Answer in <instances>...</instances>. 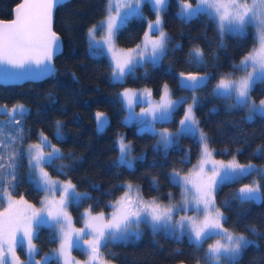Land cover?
<instances>
[{
	"label": "snow or ice",
	"instance_id": "snow-or-ice-1",
	"mask_svg": "<svg viewBox=\"0 0 264 264\" xmlns=\"http://www.w3.org/2000/svg\"><path fill=\"white\" fill-rule=\"evenodd\" d=\"M68 2L69 0H22L14 9L12 20H0V78L6 81L39 79L54 74L53 60L62 51V40L53 31V13ZM176 2L177 16L182 22H190L200 15L209 17L216 25L221 48L224 47L226 34L244 37L249 26L256 29L255 40L258 46L243 55L239 63L233 65L231 72L219 77L211 96L230 101L229 112L246 110L242 123L252 122L257 115L264 117V99L257 103L251 95L254 86L258 82H264V0H196L195 4L191 0ZM145 5L154 13V20L144 16ZM169 6L170 0H106L103 18L88 29V47L92 55H104L105 52L109 54L110 79L113 83L123 85L129 78L136 77L139 68L148 64L153 67L161 64L171 40L163 26V14ZM134 17L146 24L143 38L134 48L118 51L115 47L116 34ZM67 26L70 31V21ZM101 30L103 35L98 40L96 37ZM175 47L181 48L180 45ZM188 63L198 69L206 67L204 52L199 46H194L188 53ZM236 71L246 72V75L233 78ZM144 75L147 76V73ZM72 76L74 80L78 79L75 73ZM212 78L211 74H200L199 71H181L176 76L181 88L193 92L206 86ZM49 99L53 100L51 93ZM117 101L128 113L124 117V124L136 123L139 135L150 133L156 138V144L153 145L155 151L163 150L167 154L170 148L178 145L182 136L197 139L200 155L188 173L182 175L181 171L173 169L167 174L169 182L181 188L179 202H172V193L168 194L167 204L160 202L157 197L146 200L137 186L127 183L124 185L123 195L110 204L112 211L109 215L106 216L103 211L93 215L92 207L89 206L83 214L84 227L74 228L67 211L69 205L79 204L90 197L87 193L77 191L70 179H53L45 170L54 166L56 160L72 159V153H68L66 157L43 130L38 132L36 142L25 148L24 141L30 138L26 120L31 109L22 102H16L11 107L7 103H0V116L8 118L0 121V207H3L5 201L7 203V207L0 211V264H50L53 259L57 264L61 260L63 264H79L78 261L73 262L70 256L73 248L87 253L85 264H108L102 249L110 244H127L140 240L141 225L149 227L153 236L163 233L177 242L187 237L194 249V256L207 240L218 237L214 244L208 245L205 253L206 259L214 264H238L249 247L259 250L260 245L256 239H250L249 235L224 226L228 218L216 206L215 193L227 181L256 175L259 179L243 184L231 194V198L241 205L260 204L264 202V169L257 168L251 162L241 164L235 156L227 163L213 159L211 137L201 127L195 114L196 108L202 106L200 99L192 96V102L187 105L175 132L157 127L158 123L163 125L171 120L177 106L186 103L184 98L171 99L167 83L161 87L159 102H153L150 88H124ZM137 105H142L139 113L134 111ZM94 118L97 132H102L110 124L105 112L96 111ZM54 127L53 139L57 142L65 141L67 137L62 131L64 122L57 119ZM234 139L247 143L242 129ZM114 147L118 156L111 163L116 168L123 166L131 170L135 160L144 159L143 155L132 156V144L123 135L117 136ZM253 155L264 157V145L258 146ZM25 159L28 166L27 182L38 193H43L39 208L30 204L23 195L18 200L14 198L18 195L16 190L19 185L25 180L20 175ZM179 162L191 163L189 154L184 153ZM72 170L71 165H61L57 169L60 174H67ZM156 184L157 181L153 180V187ZM92 187L98 188L95 184ZM229 205L230 201L225 200L221 207ZM189 212L194 215H189ZM180 213L183 215H179ZM45 226L54 233L53 242L58 237L59 248L54 253H45L36 259L39 249L34 241L39 238L40 228ZM245 232L264 238V233L259 232L255 226H246ZM81 241L84 242L83 246ZM18 248L26 250V260L21 261L17 255ZM173 254L183 255L180 249H176ZM262 260L264 257L254 264H261Z\"/></svg>",
	"mask_w": 264,
	"mask_h": 264
},
{
	"label": "trees",
	"instance_id": "trees-1",
	"mask_svg": "<svg viewBox=\"0 0 264 264\" xmlns=\"http://www.w3.org/2000/svg\"><path fill=\"white\" fill-rule=\"evenodd\" d=\"M19 0H0V19L11 17L12 7ZM106 0H69L67 4L54 10L53 29L60 35L62 51L54 57V74L39 80H26L21 83L1 84L0 103L8 106L22 102L31 109L26 120L30 129L29 139L37 140V134L43 130L52 139V142L61 149L67 157L72 153V159L56 160L54 166L47 167L46 171L60 179H70L77 190L87 193L90 199L79 204H70L69 211L76 224L81 223L80 211L92 207L93 211H109L110 204L123 191L124 183L138 184L145 196H156L166 199L171 192L178 195V186L167 179L172 168H185L190 163H180L184 153L189 154L193 162L199 153L197 139L181 137L177 146L167 151H155V137L150 133L138 134L135 123L124 124L125 108H122L117 97L124 87H148L152 94L158 95L161 86L167 83L172 95L189 93L190 90L179 86L176 76L181 72H205L212 75L206 86L197 90L201 105L196 108L195 114L201 127L211 137V147L215 156L227 158L235 155L241 164L249 162L259 169H264V157L253 155L258 146L264 145V117L257 115L252 122L242 123L246 115L245 110L228 111L227 101L215 99L211 96L213 85L219 77L233 68V64L256 43L251 27H248L244 37L226 34L224 47H219L220 39L216 25L207 15H200L190 22H182L177 16V2L170 0L167 12L163 14V26L171 38L168 43L167 55L159 66L151 64L139 68L136 77L129 78L123 85L113 83L110 79V60L104 55H92L88 50L87 30L97 23L105 14ZM143 11L150 18L154 16L150 7L145 5ZM71 22L69 31L67 22ZM145 22L139 18H131L116 34V43L119 46L134 45L141 37ZM180 45L177 49L175 46ZM194 46H199L204 52L206 67L198 69L188 63V53ZM218 65V66H217ZM75 73L78 79L74 80ZM147 73V76L144 74ZM49 93L53 100L49 99ZM253 98L264 96V82H258L251 93ZM215 109V111H211ZM96 111L105 112L110 124L102 132H97L94 114ZM39 113V114H38ZM183 113V104L177 106L173 118L165 125L175 128L178 118ZM6 116H0V121H6ZM62 120L65 127L62 129L67 139L57 142L53 139L55 133L54 121ZM243 130L247 143L234 139ZM7 131V129L5 130ZM123 133L132 144V150L137 157L144 156L143 160H135L134 168H116L112 161L118 156L114 147L115 137ZM239 149L240 151H237ZM61 165H71L72 171L60 174L57 169ZM20 175L25 180L18 189V195L26 200L37 203L42 193L34 190L27 182V160H23ZM259 179L256 175L231 180L219 186L215 193L216 206L228 218L224 225L256 239L259 250L249 247L239 259L238 264H254L264 257V238H258L245 232L246 226H255L264 233V202L260 204L247 203L241 205L233 200L235 193L243 184H249ZM153 180L157 181L153 187ZM95 184L98 188H93ZM225 200L230 201L228 207H221ZM1 208V207H0ZM142 227V238L131 243H120L102 249L104 257L115 264H209L205 257L207 244H203L195 256L193 247L184 237L177 242L167 238L163 233L153 236L149 227ZM54 233L48 227H41L39 238L35 240L39 254L49 250L57 244L52 241ZM155 241L156 243H153ZM180 249L183 255L173 254ZM19 252L22 253L21 249ZM78 252L77 248L73 249ZM50 264H57L55 259ZM264 264V260L261 261Z\"/></svg>",
	"mask_w": 264,
	"mask_h": 264
},
{
	"label": "rangeland",
	"instance_id": "rangeland-1",
	"mask_svg": "<svg viewBox=\"0 0 264 264\" xmlns=\"http://www.w3.org/2000/svg\"><path fill=\"white\" fill-rule=\"evenodd\" d=\"M191 2H192L193 4H195L196 0H191ZM177 12H178V8H177ZM143 13H144V16L147 17L148 19H152V20L155 19V15H154L152 18H150V17H148V16L146 15V13H145L144 11H143ZM102 18H103V17H102ZM102 18H101V19H102ZM101 19H100V20H101ZM100 20H99V21H100ZM99 21H98V22H99ZM98 22H97V23H98ZM97 23H95V24H97ZM145 27H146V25H145ZM249 27L252 28L253 33H254V35L256 36V29H255L253 26H249ZM89 28H90V27H89ZM89 28H88V29H89ZM144 30H145V29H144ZM164 30H165V29H164ZM87 33H88V30H87ZM143 33H144V31H143ZM143 33H142L140 39H139L134 45H131V46H119V45L116 43V40H115V47H116V49H117L118 51H119V50L127 51V50L130 49V48H134L138 43L141 42V39L143 38ZM102 35H103V31L101 30V32L97 34V37H96V38L99 40L100 37H101ZM87 42H88V45H89V37H88V35H87ZM257 46H258V42L256 41L255 45H254L253 48L250 49V50H253V49H254L255 47H257ZM88 50H89V47H88ZM250 50H249V51H250ZM249 51H248V52H249ZM89 52H90V50H89ZM246 53H247V52H246ZM246 53H245V54H246ZM245 54H244V55H245ZM105 55H106V56L109 58V60H110V56H109V54H107V52H105ZM242 57H243V56H242ZM242 57L239 58L237 61H235L234 64H238L239 61L242 59ZM234 64H233V65H234ZM250 70H251V69H249V71H250ZM231 71H232V69L229 70L228 72H231ZM228 72H227V73H228ZM244 75H246V72H243V71H236V72L234 73V77H233V78H239V77L244 76ZM110 77H111V72H110ZM216 82H217V80L215 81L213 87L215 86ZM161 87H162V86H161ZM124 88H132V89L141 90V89H143V88H148V87H124ZM124 88H122L121 91H123ZM121 91H120V92H121ZM160 95H161V89H160V93H159L158 95H154V94H152V100H153V102H159V100H160ZM193 95H195V96L198 97L197 92H196V91L193 92V91H191V90H190L189 93H183V94H180V95H172V94H171V99H173V100H180V98H184V100L186 101V103L183 104V113H182V115L178 118V123H177V126H176L175 128H171V127H169V126H167V125H165V124L161 125V124H159V123L157 124V127L160 128V129H162V128H167L170 132H175L176 129L178 128V126H179V121H180V119H182L183 116H184V112H185V109L187 108V105L190 104V103L192 102V96H193ZM252 99L255 100V101L258 103L260 99H264V96H263V97H260V98H258V99H255V98H253V96H252ZM230 103H231L230 101H227V105H229ZM9 107H11V105H10ZM141 107H142V105H137V106H135L134 111H135L136 113H139V112L141 111ZM127 114H128V113H127V110L125 109V113H124V116H123V120H124V117H125ZM245 114H246V110H245ZM135 124H136V123H135ZM136 126H137V130H138V125L136 124ZM118 135H123V136H124L123 133H118L117 136H118ZM117 136L115 137V141H116V139H117ZM155 140H156V138H155ZM126 141H127V142H130V141L127 140V139H126ZM35 142H36V140H35V141H28V142L24 145V147L26 148L28 144H30V143H35ZM130 143H131V142H130ZM199 155H200V147H199V153H198V156H197V158H196L193 162H191L189 165H187L184 169H183V168H172L171 170H169V173L172 172L173 169H176V170L181 171V174H182V175H186V174L188 173V171L191 169L192 165L195 164V163L197 162V160H198V158H199ZM132 156H133V157H137L138 155H136L135 152L132 150ZM233 156H235V155H231V156H229V157H227V158H222V157L215 156V154H214V152H213V159H215V160H223L225 163H227L228 161L232 160ZM235 157H236V156H235ZM26 160H27V159H26ZM236 160H237V159H236ZM45 170H46V169H45ZM27 172H28V166H27ZM209 174H210V173H209ZM49 175H50V174H49ZM50 176H51L53 179L68 180V179H60V178L55 177V176H52V175H50ZM127 183H131V182H125L124 185H126ZM131 184L134 185V186H137V187L139 188L138 184H134V183H131ZM139 190H140V188H139ZM77 191H78V190H77ZM124 191H125V188H123L122 193H121L117 198H115V199L113 200V202H114L116 199H119V197L123 195ZM79 192H81V191H79ZM81 193H84V192H81ZM140 193H141V195H143V193H142L141 191H140ZM170 193H171V192H170ZM19 196H20V195H19ZM19 196H15L14 198L18 200V199H19ZM143 197H144L146 200H151L153 197H156V196H145V195H143ZM58 198H59V197H58V195H57V199H58ZM157 198H158V197H157ZM180 198H181V188L178 186V195L174 197L173 194H172V202H173V203L179 202ZM42 199H43V193L41 194V197L39 198V200H38L37 203H32V202H29L28 200H27V201H28L30 204H33L36 208H39V207H40V201H41ZM158 199H159L160 202H162L163 204H167V203H169V197H167L166 199H161V198H158ZM113 202H112V203H113ZM3 207H7V203H6V201H5L4 205H3ZM3 207L0 208V211H3ZM86 209H88V208H83V209L80 211V219H81V223H80V224H76V223L74 222L73 216H72V214L70 213L69 208L67 209L68 214H69V215L71 216V218H72V226H73L74 228L79 229V228H83V227H84V217H83V214H84V212H85ZM111 211H112V209L110 208L109 211H107V212H106V211H103V212H105V215L107 216V215H109V214L111 213ZM99 212H101V211H93V210H92V214H93V215H96V214L99 213ZM179 215H183V213H180ZM189 215H194V213L189 212ZM178 218H179V216L176 217V219H178ZM141 226H142V225H141ZM141 229H142V227H141ZM230 230H231V229H230ZM238 233H242V232H238ZM243 234H244V233H243ZM186 238H187V237H186ZM249 238H250V237H249ZM187 239H188V238H187ZM216 239H218V237H213V238L210 239V242L207 244V249H208V245H209V244H214ZM250 239H251V238H250ZM34 243H35V241H34ZM83 244H84V242L81 241V245H82V246H83ZM58 248H59V239H58V237H57V244H56L54 247L50 248L49 250L44 251L42 254H38V255L36 256V259H39L40 256L44 255L45 253H54V251H55L56 249H58ZM73 249H74V248H73ZM73 249L70 250V256H71L73 262L78 261L79 264H85V261L87 260V253L84 252V251H81L80 249H78V252H75ZM21 251H22V253H20L19 250L17 249V255L20 257L21 261H24V260H26V250H25V249H21ZM104 259L108 262V264H115L112 260L106 259L105 257H104ZM59 264H63V261L61 260V261L59 262ZM209 264H214V262L210 261Z\"/></svg>",
	"mask_w": 264,
	"mask_h": 264
},
{
	"label": "water",
	"instance_id": "water-1",
	"mask_svg": "<svg viewBox=\"0 0 264 264\" xmlns=\"http://www.w3.org/2000/svg\"><path fill=\"white\" fill-rule=\"evenodd\" d=\"M22 0H19L13 7H12V11H11V17L8 18V19H0V20H3V21H10L14 18V9L16 8V6L21 3ZM54 14V13H53ZM53 27V25H52ZM53 31H55L53 29ZM56 32V31H55ZM57 33V32H56ZM58 34V33H57ZM59 35V34H58ZM60 36V35H59ZM190 72H194V71H190ZM187 73V72H186ZM205 72H200V74H204ZM42 78H45V77H41L39 79H42ZM39 79H32V78H23V79H17V80H5L3 78H0V83L1 84H14V83H21L23 81H26V80H39ZM178 264H181V263H178ZM183 264H186V263H183Z\"/></svg>",
	"mask_w": 264,
	"mask_h": 264
}]
</instances>
